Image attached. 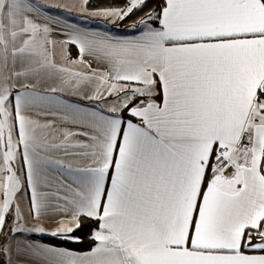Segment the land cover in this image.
Segmentation results:
<instances>
[{"label": "snow or ice", "instance_id": "1", "mask_svg": "<svg viewBox=\"0 0 264 264\" xmlns=\"http://www.w3.org/2000/svg\"><path fill=\"white\" fill-rule=\"evenodd\" d=\"M0 264H264V0H0Z\"/></svg>", "mask_w": 264, "mask_h": 264}, {"label": "trees", "instance_id": "2", "mask_svg": "<svg viewBox=\"0 0 264 264\" xmlns=\"http://www.w3.org/2000/svg\"><path fill=\"white\" fill-rule=\"evenodd\" d=\"M73 247H76V248H86L87 247V244H83V245H73Z\"/></svg>", "mask_w": 264, "mask_h": 264}, {"label": "crops", "instance_id": "3", "mask_svg": "<svg viewBox=\"0 0 264 264\" xmlns=\"http://www.w3.org/2000/svg\"><path fill=\"white\" fill-rule=\"evenodd\" d=\"M72 54H73V56H75V50L74 49L72 50Z\"/></svg>", "mask_w": 264, "mask_h": 264}, {"label": "rangeland", "instance_id": "4", "mask_svg": "<svg viewBox=\"0 0 264 264\" xmlns=\"http://www.w3.org/2000/svg\"><path fill=\"white\" fill-rule=\"evenodd\" d=\"M75 15V14H74Z\"/></svg>", "mask_w": 264, "mask_h": 264}]
</instances>
